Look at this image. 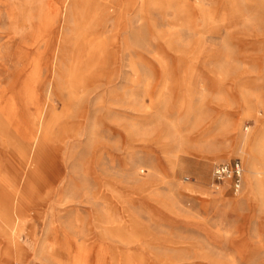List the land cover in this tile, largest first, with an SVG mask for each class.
<instances>
[{
	"label": "rangeland",
	"instance_id": "obj_1",
	"mask_svg": "<svg viewBox=\"0 0 264 264\" xmlns=\"http://www.w3.org/2000/svg\"><path fill=\"white\" fill-rule=\"evenodd\" d=\"M0 125V264H264V0H0Z\"/></svg>",
	"mask_w": 264,
	"mask_h": 264
},
{
	"label": "bare ground",
	"instance_id": "obj_2",
	"mask_svg": "<svg viewBox=\"0 0 264 264\" xmlns=\"http://www.w3.org/2000/svg\"><path fill=\"white\" fill-rule=\"evenodd\" d=\"M4 129H5V126L2 125L1 128H0V132H3ZM6 135H7V133H6ZM37 139L38 138H35V137L32 138L31 143H32L33 146H35V144L37 142ZM245 139H246V137H245ZM243 144H244V142H243ZM258 144L259 143H257L256 145H258ZM253 152H254L253 149L250 148V146H249V148H248V158H251V156L253 155ZM8 169H9V167L4 165L2 163V161L0 160V176H3V174ZM251 169H252L253 172L256 171V167H255L254 163H253V165H251ZM1 171H3V172H1ZM11 221L12 220L10 219V216H8L2 210V208L0 207V237H3L6 240V244H5L6 248H4V250H3V253H5V255L4 254L3 255L6 256L8 259H11L12 255L16 254L17 252H19L21 250V247H22L21 246L22 244H21L19 236H18V231L15 229V227H13V225L11 224Z\"/></svg>",
	"mask_w": 264,
	"mask_h": 264
},
{
	"label": "built area",
	"instance_id": "obj_3",
	"mask_svg": "<svg viewBox=\"0 0 264 264\" xmlns=\"http://www.w3.org/2000/svg\"><path fill=\"white\" fill-rule=\"evenodd\" d=\"M241 174L242 167L237 160L218 163L212 167L211 171L213 181L216 183L230 181L235 191H238L240 188Z\"/></svg>",
	"mask_w": 264,
	"mask_h": 264
}]
</instances>
